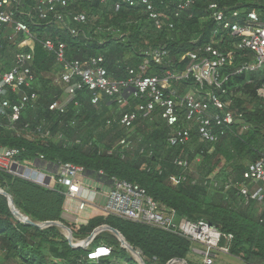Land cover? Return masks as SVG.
Instances as JSON below:
<instances>
[{
    "label": "trees",
    "instance_id": "obj_1",
    "mask_svg": "<svg viewBox=\"0 0 264 264\" xmlns=\"http://www.w3.org/2000/svg\"><path fill=\"white\" fill-rule=\"evenodd\" d=\"M149 1L157 13L168 18L163 30L156 28L143 5L131 7L124 0L73 2L69 12L86 14L88 22L84 25L75 23L71 17L62 26L56 21L51 22L52 19L41 21L35 18L31 21L19 16L28 24L36 40L34 90L39 99L34 106L24 107L21 119L16 123H10L6 116L0 115V146L21 150L16 162L29 168L35 167L41 156L44 162L53 167L59 163L82 166L87 171L83 182L87 189L108 188L112 179L137 184L158 204L175 210L180 217L192 222L205 221L223 235L232 236L230 255H242L249 264H264V211L257 216V208L262 206L251 202L246 210L240 211L239 202L244 201L234 189L226 190L229 183L243 180L248 165L241 164L233 169L223 166L215 178L222 179L224 186L221 193L211 197L192 179L190 182L188 176L187 179L183 168L174 166L172 157L178 158L183 152L188 155L189 149L186 150V145L173 146L169 143L171 131L158 111L149 119L140 118L132 129L126 131L120 126L125 108H120L108 98L103 99L98 106L93 105L92 93L87 88L77 92L65 116L49 110L51 103L64 98V88L54 85L45 76L60 70L55 57L43 47L42 43L47 40L64 43L69 61L86 62L103 58L102 66L112 80L127 79L129 69L137 70L147 53L161 48L169 51L167 61L174 67L151 63L148 75L161 76L163 71L172 67L183 71L189 64L187 60L182 61L187 53L212 44L228 58V66L222 72L229 78L224 86L227 93L223 95V100L231 101V109L242 115V122L233 125L217 144L203 142L197 130H194L192 141L187 145H200L197 152L200 157L198 173L208 179L219 168L221 158L226 163L237 159L254 163L261 158L264 152V100L260 98L259 90L264 88V67L258 71L243 70L239 73L245 65L253 62V56L248 51L237 50L235 44L238 39L229 34L213 38L215 23L210 18L209 6L217 4L222 10L244 14L256 12L264 22V0ZM187 1L193 4L186 13L176 17L178 6ZM118 5L119 9L116 10ZM33 6L34 2L29 0L23 4L21 12H28ZM169 24L173 25L172 28ZM71 29H76L80 34L73 36ZM9 34L5 36L0 31L1 76L12 69L14 56L19 52L18 43L22 39V36H18L16 41L10 42ZM174 86L181 96L194 91L191 83L175 82ZM8 99L13 103L18 101L15 95H10ZM109 120L113 125L107 128ZM43 123L47 127L44 128ZM40 126L49 131L52 137L61 135L60 142L49 138L43 140V137L38 140L26 138L25 134L41 137L36 133ZM132 130L135 133L141 131L144 141L139 148H144L145 152L151 151L153 159L150 162L162 160L161 153H165L161 171L141 169L142 164L148 161L146 153L140 155L139 150L132 153L121 151L120 148L113 149L108 141L105 144L112 133L123 139ZM71 137L81 138L83 143L76 146L67 144L66 140ZM87 137L94 138L91 147H87ZM14 177L0 173V190L9 195L16 210L35 224L61 222L71 230L74 238L81 240L88 238L98 227L106 225L117 230L140 253L145 264H168L177 259L193 264L187 260L191 252V241L188 239L114 217L89 221L94 215L93 211H87V217L82 218L80 224L65 223L61 219L65 200L61 191L49 190L17 178L18 175ZM93 200L90 199L100 204L98 199ZM225 241L221 244L224 245ZM100 244L111 247L113 255L97 262L89 261V251L72 248L60 228L52 226L41 229L19 221L11 210L9 200L0 194V264H138L125 249L120 248L118 239L112 234L105 232L98 235L93 247Z\"/></svg>",
    "mask_w": 264,
    "mask_h": 264
},
{
    "label": "built area",
    "instance_id": "obj_2",
    "mask_svg": "<svg viewBox=\"0 0 264 264\" xmlns=\"http://www.w3.org/2000/svg\"><path fill=\"white\" fill-rule=\"evenodd\" d=\"M27 1L29 0H0V31H3L5 36L10 33L8 38L10 42L22 36L12 69L0 76V98H3L0 101V115L6 116L10 123L18 122L24 107L34 106L39 99L34 90L36 77L33 65L36 40L28 24L19 16L27 17L31 21L35 18L41 21L52 19L51 22L56 21L62 26L66 25L68 17L80 25L88 22L86 14L69 12L71 4L77 0H31L34 6L23 13L21 7ZM124 2L131 7L143 5L149 19L158 30H163L168 22L165 15L155 11L149 0ZM192 4V1H187L179 5L176 17L186 13ZM118 9L119 5L116 6V10ZM209 11L210 18L215 23L213 38L224 33L229 34L238 39L235 44L237 50L248 51L253 56V62L245 65L239 73L243 70L263 69L264 22L260 20L259 15L256 12L244 14L240 11L222 10L217 4H211ZM172 26L169 24L170 28ZM70 32L73 36L80 34L76 29H71ZM42 44L44 49L55 57L56 65L61 71L57 79L58 86L64 88V98L49 106L53 113L65 116L69 104L75 101L77 92L87 88L92 93L93 105L98 106L103 99L108 98L120 108H125L121 114L120 126L126 131L132 129L140 118L149 119L158 111L171 131L169 143L173 146H185L191 142L194 130H197L203 142L217 144L233 125L242 122V115L231 109V101L223 100V95L227 93L224 86L229 78L222 75V72L228 66V58L212 44L187 53L182 61L187 60L189 64L183 71L174 69V65L167 61L168 50L164 48L152 50L147 53L146 59L137 70L129 69L128 78L125 80H112L102 66L103 58H93L86 62L69 61L64 43L47 40ZM151 63L156 66L173 67L163 71L161 76H149ZM175 82L191 83L194 91L181 96L178 88L174 86ZM10 95H15L18 101L11 102L8 99ZM75 103L77 105V102ZM112 125L113 122L109 120L107 128ZM11 128L14 129L13 126ZM215 129L217 131H214ZM36 133L45 139H51L50 132L41 126ZM61 139L60 135L57 140ZM128 144L127 138L121 139L120 145ZM21 153L19 149H5L0 146V173L18 175L25 180L31 179V174L27 172L30 170L29 167L18 165L16 162ZM39 161H44V158L41 156ZM175 165L184 168L187 164L180 156ZM53 168L56 176L54 185L64 189L62 193L67 199L64 218L72 224H80L82 214L92 212L94 209L108 217L145 225L190 240L201 247L199 251L195 249L193 251L203 257V264H214L219 254L228 255L230 252L232 236L223 235L205 221L192 222L180 217L175 210L158 204L137 184L112 179L108 188L87 189L83 186L87 172L84 167L72 163H59ZM37 178L41 184H46L45 177L38 175ZM103 189L107 191L103 192ZM229 189H234L245 204L255 202L264 207V152L258 161L247 166L243 180L226 185V190ZM90 199H98L101 203L95 204V200L94 203ZM45 223L49 222L37 225L41 229L52 227L44 226ZM98 235L90 243L73 237L72 244L89 251L87 255L89 261L97 262L110 258L113 255L111 247L105 244L93 247ZM225 239V244L222 245Z\"/></svg>",
    "mask_w": 264,
    "mask_h": 264
},
{
    "label": "rangeland",
    "instance_id": "obj_3",
    "mask_svg": "<svg viewBox=\"0 0 264 264\" xmlns=\"http://www.w3.org/2000/svg\"><path fill=\"white\" fill-rule=\"evenodd\" d=\"M10 43V42H9ZM12 45V43H10ZM2 61V60H1ZM0 61V62H1ZM4 63V62H3ZM60 70L56 73L52 72V73H48V74H45L46 78L47 79H51L52 82L54 83V85H58V82H57V79H58V75L60 74ZM1 73V72H0ZM1 76V74H0ZM259 96L260 98H262L264 100V88L260 89L259 90ZM246 99V97H245ZM8 126V124H6ZM42 125H44V128L47 127L45 126L46 124L43 123ZM45 130V129H44ZM126 133H124L125 135ZM118 134H116L115 132L112 133L108 139L106 140L105 144L107 143H111L112 144V147L113 149H121V151H126V152H132V153H136L138 152L139 150V154L140 155H145L144 153H146V159L150 162V160L153 159V155L151 153V151H147L145 152V149L144 148H139L140 146V143L144 141L143 139V135L141 133V131H138L135 133V131H131V132H127V134L124 136L126 137L128 140H129V144L126 145V146H122L120 145V141L122 139V137H118L117 136ZM26 138L27 139H30V140H38L39 138H42V137H37L36 134H28L26 135ZM59 136H53L52 137V134L50 133V138L53 139L55 142H59L60 140H57ZM43 140L45 138H42ZM46 140V139H45ZM87 140H89L87 142V147H91L92 146V143L94 142V138H90V137H87ZM66 143L68 144H71L73 146H76V145H79L81 143H83L82 139L81 138H78V137H71L69 138L68 140H66ZM107 143V144H108ZM200 145L198 144H190V145H186V150L189 151L188 155H186L184 152L183 154L181 155L182 159L186 162V166H184V175L187 177H189V181L190 179H192V181L197 184L199 187H201L203 190H205L209 196H214L216 193H221L222 191V188H223V184L225 183L224 181H221L222 179L220 180H217V178H215V175L219 172V170L225 166L227 168H231L233 169L234 167H238L240 166L241 164H243L244 166L246 165H249L250 163L246 160H239L237 159L235 162H232V163H226L225 161H223V159L221 158L222 160V163L219 164V168L216 170V172L210 176L208 179H206L203 175H199L198 173V165L200 163V157L198 156V148H199ZM189 147V148H188ZM161 159H159L158 161L156 162H144L141 166V169L142 170H151V169H155L156 171H161L162 170V164H161V161H164V159L166 158L165 157V153H161ZM158 156H156L157 158ZM180 157V156H179ZM178 157V158H179ZM176 156L172 157L171 161L173 163H175V161L178 159ZM175 166V164H174ZM160 173V172H159ZM218 175V174H217ZM185 176H183V180H185ZM14 177V176H13ZM38 175L37 174H31L30 175V178L31 179H28L27 181L33 183V184H36V185H39V186H45V184H41L39 182V178H37ZM187 177V179H188ZM15 178V177H14ZM19 178V177H17ZM23 181V180H22ZM190 181V182H192ZM177 186H180V185H177ZM58 187V190L63 192V188ZM67 203V199L65 198L64 200V204ZM239 208L241 209L240 211H244L247 209L248 205L245 204L244 202H239ZM257 216H259L260 212H263L264 211V208L263 206L262 207H259L257 208ZM93 217H90L89 218V221L92 220V219H97V218H108L107 215L103 214L101 211L99 210H94L93 209ZM83 219L86 218L87 216L84 214H82L81 216ZM65 223H68V222H65ZM102 226L98 227V228H101ZM97 228V229H98ZM95 229V230H97ZM94 230V231H95ZM93 231V232H94ZM61 232L63 233V235H67L68 236V233L61 230ZM102 233H105L104 232H100V234ZM110 234L113 235V233L111 232H108ZM99 234V235H100ZM91 236V235H90ZM114 236V235H113ZM66 237V236H65ZM87 239V238H86ZM86 239H83V240H86ZM81 240V239H80ZM119 241V240H118ZM119 246L120 248H122V245L121 243L119 242ZM123 249V248H122ZM193 249H201V247L197 244H193L191 242V252L189 253V255L187 256V260L193 264H203V257L202 256H199L197 253H195L193 251ZM128 252V251H127ZM129 253V252H128ZM130 254V253H129ZM131 257L133 258V260L137 261L138 259L130 254ZM122 262H123V258L120 259ZM185 261V260H184ZM214 264H249V263H246V261L243 259L242 255H239V256H232L230 254L228 255H225V254H219L218 257L215 259L214 261ZM254 264V263H253Z\"/></svg>",
    "mask_w": 264,
    "mask_h": 264
},
{
    "label": "water",
    "instance_id": "obj_4",
    "mask_svg": "<svg viewBox=\"0 0 264 264\" xmlns=\"http://www.w3.org/2000/svg\"><path fill=\"white\" fill-rule=\"evenodd\" d=\"M0 194L5 196L8 200H9V203H10V207H11V210L14 214V216L19 220L21 221L22 223L24 224H28V225H33V226H38L37 224L33 223L28 217L22 215L18 210L15 209L14 207V204H13V201L12 199L9 197V195H7V193H5L4 191L0 190ZM44 226H55V227H58L60 228L61 230L65 231L68 233V242L70 244V246L72 248H80L79 246H75L72 244L73 242V235H72V232L69 228H67L64 224L62 223H59V222H49V223H45ZM40 227V226H38ZM102 231H109L111 233H113V235L119 240V242L121 243L122 245V248L125 249L126 251H128L130 254L134 255L138 260L136 261L138 264H145V261L144 259L141 257V255L139 254V252H137L133 247H131L127 242L126 240L123 238V236L115 229L109 227V226H106V227H101V228H98L97 230H95L91 236H89L86 240H85V243H90L94 237L96 235H98L100 232ZM168 264H188L186 261L184 260H173L171 262H169Z\"/></svg>",
    "mask_w": 264,
    "mask_h": 264
},
{
    "label": "crops",
    "instance_id": "obj_5",
    "mask_svg": "<svg viewBox=\"0 0 264 264\" xmlns=\"http://www.w3.org/2000/svg\"><path fill=\"white\" fill-rule=\"evenodd\" d=\"M29 169L30 170L27 171L28 174H38L39 176L45 177L47 179L45 186H42V187L47 188L49 190H55V191L58 190L57 185H54L56 176H55V171H54L55 169L53 168L52 165H50L44 161H38L37 164L35 165V167L29 168ZM34 169H36V170H34ZM102 191L104 192L107 190L103 189ZM65 206H66V203L63 205V208H62L61 219L65 222H68L69 224H72L67 219L64 218ZM84 214L86 216L88 215V213L87 214L83 213V215ZM41 223H43V222H41ZM195 250L199 251V249H195Z\"/></svg>",
    "mask_w": 264,
    "mask_h": 264
}]
</instances>
